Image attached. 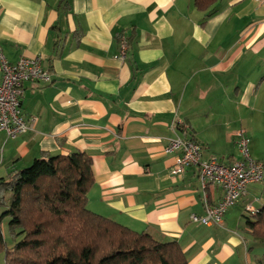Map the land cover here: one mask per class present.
Segmentation results:
<instances>
[{
  "label": "crops",
  "instance_id": "1",
  "mask_svg": "<svg viewBox=\"0 0 264 264\" xmlns=\"http://www.w3.org/2000/svg\"><path fill=\"white\" fill-rule=\"evenodd\" d=\"M213 7L205 17L193 0H0L4 57L39 56L50 75L23 84L20 107L36 118L33 129L0 131V179L35 158L79 150L92 160V212L134 231L155 229L178 242L188 264H259L264 239L245 204L264 207V180L249 183L220 224L206 225L190 219L204 213L196 168L170 175V138L185 133L204 159H237L235 132L248 136L261 106L264 73L255 75L254 64L264 62V1ZM122 35L131 38L124 59ZM254 142L251 156L264 161ZM220 196L211 189L207 199Z\"/></svg>",
  "mask_w": 264,
  "mask_h": 264
},
{
  "label": "trees",
  "instance_id": "2",
  "mask_svg": "<svg viewBox=\"0 0 264 264\" xmlns=\"http://www.w3.org/2000/svg\"><path fill=\"white\" fill-rule=\"evenodd\" d=\"M216 2L193 0V5L207 17ZM130 39H119L126 43V54ZM93 181L92 160L79 150L35 158L1 178L0 219H9L14 237L7 248L0 230L4 263L188 264L177 241L152 228L134 231L89 210ZM252 218L247 223L264 239V207ZM258 263L264 264V257Z\"/></svg>",
  "mask_w": 264,
  "mask_h": 264
},
{
  "label": "built area",
  "instance_id": "3",
  "mask_svg": "<svg viewBox=\"0 0 264 264\" xmlns=\"http://www.w3.org/2000/svg\"><path fill=\"white\" fill-rule=\"evenodd\" d=\"M264 1V0H262ZM127 46L120 41L119 58L126 57ZM0 131L8 137H15L33 129L35 117H26L20 107L23 84L27 81L49 82L50 75L42 64L41 57H20L8 62L0 48ZM249 138L243 128L235 132V144L239 157L231 161L220 158L204 159L198 142L187 137L170 138L166 152H177L170 169L171 176H180L187 167H195L199 187L204 201V213L192 214L190 219L201 224H220L226 211L235 205L245 194L249 183L264 180V163L254 160L249 150ZM211 189H219L221 196L216 202H209L207 194ZM248 216L258 210L251 202L245 204Z\"/></svg>",
  "mask_w": 264,
  "mask_h": 264
},
{
  "label": "rangeland",
  "instance_id": "4",
  "mask_svg": "<svg viewBox=\"0 0 264 264\" xmlns=\"http://www.w3.org/2000/svg\"><path fill=\"white\" fill-rule=\"evenodd\" d=\"M255 73H264V62L259 61L258 59L255 60V64H254V74ZM260 77L261 76L254 78V80L258 82L257 84H259V82L261 80ZM260 83H261V92H260L259 102H261L260 103L261 106L259 108L255 109L252 113L251 126L253 127V131H250V129L249 130L247 129V131H248L247 133H248V136L250 139L249 150H250L251 144L253 143V140H255L254 143L261 144V148L264 149V130H262V129L260 130L261 127L264 128V81H261ZM219 110H220V113L222 115H223V113H226V116L224 118L229 119V120H230V118H231V120H233V116H234V114H236L235 111L229 109L228 105H222L221 104L219 107ZM248 112H250V111H248ZM237 114H238V112H237ZM241 115L243 116L242 113H241ZM217 117H221V116L218 115ZM215 119H217V118H215ZM258 124H261V126H258ZM235 125L236 124H233L232 127H235ZM252 158L254 160H257L254 157H252ZM258 161L264 163V161H261V160H258ZM0 213H1V211H0ZM8 221H9V219L6 217L0 219V224L1 223L3 224L2 229L0 228V230H1L3 240L5 242L6 247L10 248L13 245L14 237H13V234H12V232L8 226ZM0 264H5L4 263V251H0Z\"/></svg>",
  "mask_w": 264,
  "mask_h": 264
}]
</instances>
